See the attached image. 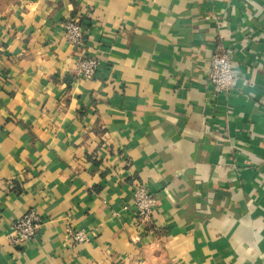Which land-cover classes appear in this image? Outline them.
Listing matches in <instances>:
<instances>
[{
	"label": "crops",
	"instance_id": "crops-1",
	"mask_svg": "<svg viewBox=\"0 0 264 264\" xmlns=\"http://www.w3.org/2000/svg\"><path fill=\"white\" fill-rule=\"evenodd\" d=\"M216 41L241 70L227 94ZM29 210L41 228L13 243ZM0 264H264V0H0Z\"/></svg>",
	"mask_w": 264,
	"mask_h": 264
},
{
	"label": "built area",
	"instance_id": "built-area-1",
	"mask_svg": "<svg viewBox=\"0 0 264 264\" xmlns=\"http://www.w3.org/2000/svg\"><path fill=\"white\" fill-rule=\"evenodd\" d=\"M219 21L218 17H214ZM84 24L76 19H67L62 24V37L72 46H79L85 36ZM235 50L225 47L222 43H214L209 56V65L206 70V83L211 87L212 94H227L236 88L239 80L240 66L234 58ZM100 61L91 55L78 56L74 70L79 78L91 79L97 76ZM157 198L150 192L147 185L135 184L132 199L128 207L132 215L139 222H146L156 209ZM42 221L34 210H29L19 216L13 225V243L20 244L31 241L40 230ZM69 241L83 243L89 240V234L82 229L68 227L66 229Z\"/></svg>",
	"mask_w": 264,
	"mask_h": 264
}]
</instances>
